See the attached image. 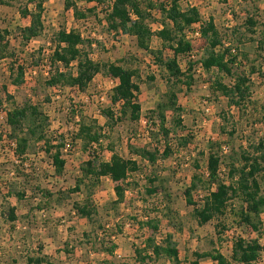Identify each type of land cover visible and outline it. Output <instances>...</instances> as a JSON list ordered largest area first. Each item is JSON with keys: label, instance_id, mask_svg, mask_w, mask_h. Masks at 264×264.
Returning <instances> with one entry per match:
<instances>
[{"label": "rangeland", "instance_id": "obj_1", "mask_svg": "<svg viewBox=\"0 0 264 264\" xmlns=\"http://www.w3.org/2000/svg\"><path fill=\"white\" fill-rule=\"evenodd\" d=\"M68 2L72 5L66 9ZM39 3L43 6L44 31L23 45L19 29L31 22L23 11H35ZM179 5L183 11L197 7L201 21L212 22L217 27L223 42L218 50L229 48V54H236L241 64L236 71L245 72L250 78L251 97L239 108L230 104V99L216 89L217 80L233 85L234 79L217 68L204 69L202 60L209 49L208 42L202 36H192L195 25L187 28V39L193 50L189 56H181L179 63L184 71L192 64L194 79L190 87H175L177 101L182 108V126L175 125L172 110H165L166 126L172 129L169 140L173 154L165 160L159 158L156 165H151L131 151L132 147L164 148L163 136L154 139L151 132H156L158 126L149 125L147 121L150 116L156 123L161 120L158 105L168 99L167 73L152 53L138 47L134 37L109 30L110 2L0 0V31L8 30L6 41L10 43L9 55L0 58V264H28L26 257L35 255L44 235H54L53 240L58 243L54 246L72 249L71 254L58 252L53 264H175L165 256L154 255L146 262L139 261V256L152 254L147 247V238L161 244L168 234H172L179 249V264H193L198 260L195 252L214 250L223 253L230 264H240L231 259L232 245L238 237L258 239L264 247V212L259 229L255 230L240 222L237 209L242 201L235 198L224 216L200 225L194 215V206L189 205L185 197V190L195 175L207 177L211 146L217 144L215 150L222 158L220 174L225 178L228 164L243 162L240 161L242 153L257 154L256 146L264 139V45L259 47L264 39V0H180ZM92 7L96 10L88 12ZM77 12L85 13L87 17H78ZM153 14L161 18L158 10ZM252 16L258 21L254 34L249 32L250 26L246 24L247 17ZM171 24L174 25L173 22ZM151 26L154 31L161 28L160 22L151 23ZM63 28L80 32L86 41L92 40L91 46L87 42L80 46L89 53L91 60L116 62L124 58L125 65L138 70L134 79L141 89L138 99L140 120L133 121L129 112L123 116L121 103L114 104L113 88L118 80L110 76L98 74L85 91L77 87L46 86L49 57L54 49L53 38ZM151 48L163 50L164 57L173 55L157 35L152 38ZM19 65L24 69V77L22 83L16 85L13 80L18 77L16 67ZM72 70L76 71V63ZM28 99L41 106L48 138L57 143L63 139L67 142L62 149L67 162L62 173L55 170L43 151V142L31 141L24 163L15 154L16 144L11 142L10 128L2 114ZM107 109H112L119 121H110L104 113ZM80 112L95 119L101 127L104 137L103 147L98 145L97 149L100 158L107 160L111 157L112 152L108 148L111 144L123 158L132 157L139 162L138 171L131 173L125 181L116 183L109 177L101 178L90 198L91 206L97 209L92 220L80 216L74 208V203L83 202L91 188L83 186L81 192L68 191L75 187L82 174V165L93 152V149L85 151L82 141L75 138ZM234 128L235 133L230 134ZM155 176L156 190L150 194L147 190L154 184L149 178ZM259 176L264 193V171ZM204 183L193 190V198L198 204L209 192ZM117 186L126 189L120 202L116 201ZM39 189L56 194L51 198V204L40 196ZM19 190L25 191L21 202L15 194ZM41 203L46 210L45 217L40 213L42 208H37ZM11 206L16 208L22 219L25 207H29L26 212L30 214L24 220L9 221ZM150 219L157 228L146 223ZM223 226L227 228L225 231ZM111 244L117 246L113 255L102 249ZM198 262L216 264L209 257ZM258 264H264V250Z\"/></svg>", "mask_w": 264, "mask_h": 264}, {"label": "trees", "instance_id": "obj_2", "mask_svg": "<svg viewBox=\"0 0 264 264\" xmlns=\"http://www.w3.org/2000/svg\"><path fill=\"white\" fill-rule=\"evenodd\" d=\"M36 0H30L35 3ZM88 3L95 2L103 4L106 1L110 2L108 10V28L111 31L134 37L140 49L152 53L155 61L167 73V82L169 91L167 101L158 105V113L161 117L160 122L156 123L150 116L147 123L158 126L155 132L152 130L154 139L160 135L164 139L163 150L155 146L150 148L132 147V154L142 157L151 165H156L159 158L165 160L173 154V149L170 145L171 128L166 126L165 110L174 112V123L177 127L182 126L181 112L182 108L177 101L176 86L186 85L190 87L193 82V74L191 66L186 71L179 63L181 56H189L193 50V45L187 39L186 29L195 23L202 22L201 14L197 7L192 6L183 11L180 8V0H166L156 2L154 0H85ZM71 3L66 4V9L71 7ZM42 4H36L35 11L24 10L23 15L31 18L29 25L20 28L22 44L28 43L32 38L40 36L44 31ZM96 7L88 9V12H94ZM155 10L161 13V18H156L153 14ZM78 17H87L85 13L77 12ZM160 22L161 28L154 31L151 23ZM171 22L174 23L171 24ZM246 24L250 26L249 32L254 34L255 26L258 21L252 16L247 17ZM202 37L208 42L209 49L205 58L202 60V65L205 70L210 71L217 68L220 72L234 79L233 85L225 84L221 80L216 81V89L230 99V104H234L239 108L248 101L251 97L250 78L245 72H237L240 68L238 57L236 54H229L230 49L218 50V47L223 46L217 27L212 22H202ZM9 35L8 30L0 31V58L9 55L10 43L6 41ZM154 35L161 38L163 46L170 49L172 56L164 57L163 50H153L151 42ZM251 39V38H250ZM54 49L49 57L48 78L45 81L46 86L51 88L77 87L85 91L92 83L98 74H104L118 80V83L113 88L112 99L114 104L121 103V114L127 115L130 113V118L133 121L140 120L141 104L139 103L140 86L135 81L138 75V70L128 67L124 64V58L116 62L93 61L89 57V53L80 49L83 43L87 42L91 46L92 40L86 41L82 34L76 30L61 29L53 38ZM264 45V39L260 41L259 47ZM11 55H13L11 53ZM230 55V56H229ZM76 63V71L72 70L73 64ZM15 68H12V70ZM18 77L14 78L13 82L21 84L24 77V69L22 66L16 67ZM10 98V96H9ZM157 111H153L155 113ZM105 115L112 122L119 121L112 109L104 110ZM43 110L39 104L34 103L30 99L22 105H16L7 112L6 122L10 128L9 137L11 142H15V154L20 157L21 163L27 161V154L31 141L35 140L38 143L43 142V151L48 155L52 165L58 173H62L66 167V160L63 157L62 149L66 147L65 139L58 143L53 142L45 133ZM78 132L75 138L82 141V148L85 151L92 150L91 158L87 160L81 167V176L78 178L75 187L68 190L69 192H81L83 186L91 188L89 195L83 202H75L74 208L82 217H87L92 220V217L97 213V209L91 206V194L99 183L102 177H109L112 181L120 183L129 178L131 173H135L139 169V162L135 158H123L114 148V145L108 144L109 150L112 152L111 157L107 160L100 158L98 153V145L101 146L104 134L101 127L95 119H92L82 112L79 114ZM234 131V132H233ZM230 134H234V128ZM184 141V140H183ZM56 143V144H55ZM97 146H96V145ZM185 144V142H184ZM214 144L208 154V175L206 178L195 175L192 184L185 190L186 201L189 205L194 206V215L200 225H205L214 218L224 216L232 200L238 198L242 201L241 206L237 209V214L240 217V222L251 226L258 230L261 214L264 212V193L262 192V182L259 176L264 171V139H261L256 146L254 155L241 154L243 162H231L228 164V172L225 178H221L220 167L222 158L218 150H215ZM96 147V148H95ZM220 148V146H219ZM222 148V147H221ZM197 166H199L197 164ZM157 177L149 178L152 185L156 182ZM198 182V183H197ZM205 182V183H204ZM204 183L209 191L204 196L202 203L198 204L193 198V190L199 188L198 184ZM39 188V186H38ZM116 190L118 197L117 202H120L126 189L117 186ZM40 196L46 199V203L51 202V198L56 194L50 190L39 189ZM156 190L155 184L147 191L152 194ZM19 200L25 196V191H15ZM51 204V203H50ZM43 204H38L37 208L41 209ZM43 209V208H42ZM28 213L27 215H29ZM23 217V216H22ZM21 218V217H20ZM15 211V207H10L8 219L9 221H17L20 219ZM148 225L157 228L153 220L146 222ZM102 229H104L102 227ZM227 228L223 226V231ZM147 247L152 254L139 256V261L146 262L154 255L155 257L165 256L172 260L175 264L180 263V252L172 234H168L164 242L157 244L151 237L147 238ZM117 246L111 244L108 248H102L107 253L113 255ZM264 247L258 239L247 240L243 237H238L232 245L231 259L240 264H258L261 257V252ZM67 253L72 252V249L65 248ZM40 247L34 256L28 257L29 264H53L47 255L41 253ZM140 254V253H139ZM198 260L209 257L216 264H230L229 259L219 250H214L207 253L195 252ZM198 260L193 264H199Z\"/></svg>", "mask_w": 264, "mask_h": 264}, {"label": "crops", "instance_id": "obj_3", "mask_svg": "<svg viewBox=\"0 0 264 264\" xmlns=\"http://www.w3.org/2000/svg\"><path fill=\"white\" fill-rule=\"evenodd\" d=\"M22 200V199H21ZM21 200H20V202H21ZM11 207H14V206H11ZM55 210H57L58 208H57V205H55ZM27 209H29V207L27 206V207H25L24 208V214L23 215H25V216H23V219L22 218H20V216H19V214H18V212L16 211V208H15V211H16V214H17V216L20 218V219H22V220H24V217L26 218L27 216V213L28 212H26V210ZM44 211H46L45 209H41V214L43 213V216L45 217V216H47V214L44 212ZM19 221V220H18ZM22 226H24L23 225V223L21 224ZM25 227V226H24ZM44 230V229H43ZM53 238H54V235L52 236V235H44V237H42V244H41V242H39L40 244H39V248L41 247L42 248V254H44V255H47L48 257H49V260L51 261V262H53L54 261V257L56 256V255H58V252L60 253H62V252H64L65 250H63L64 248H61V247H63V246H54V245H56V244H58L55 240H53ZM39 248H37V250L39 249ZM61 248V249H60ZM60 249V250H59ZM29 256H31V255H29ZM29 256H27L26 258H27V263H28V257ZM53 257V258H52ZM29 264V263H28Z\"/></svg>", "mask_w": 264, "mask_h": 264}, {"label": "built area", "instance_id": "obj_4", "mask_svg": "<svg viewBox=\"0 0 264 264\" xmlns=\"http://www.w3.org/2000/svg\"><path fill=\"white\" fill-rule=\"evenodd\" d=\"M194 28L191 32L192 36L193 37H198L200 38L202 36V31H201V28H202V22H198V23H195L194 24ZM187 37H189V35L187 34ZM5 116V118L7 119V112H5L4 114H2ZM13 143V142H12ZM15 144V143H14ZM15 146V145H14Z\"/></svg>", "mask_w": 264, "mask_h": 264}]
</instances>
